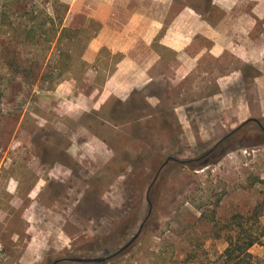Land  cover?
Instances as JSON below:
<instances>
[{"label": "rangeland", "instance_id": "obj_1", "mask_svg": "<svg viewBox=\"0 0 264 264\" xmlns=\"http://www.w3.org/2000/svg\"><path fill=\"white\" fill-rule=\"evenodd\" d=\"M52 1L0 0V50L5 44L20 55L9 58L8 68L0 51V177L46 179L49 207L39 209L32 221L43 222L49 237L56 231L62 236L44 242L46 251L26 264H52L69 256L110 258L61 264H224L227 239L240 234L239 224L264 243V117L249 118L240 134L224 143L236 148L214 162L206 154L235 128L198 136L190 144L183 128L186 109L173 105L191 94L185 83L171 88L167 78L140 80L152 58L144 44L126 51L136 63L131 70L138 88L133 91L124 78L131 64L126 71L118 65L125 51L104 45L99 64L84 66L94 30L102 26L89 16L94 0H80L77 11L72 0H58L69 7L60 15L62 27L70 29L61 42L70 54L65 67L70 72L50 90L59 51L56 44L49 47L45 28L34 27L25 13H54ZM198 4L207 8L203 0ZM119 16L122 29V10ZM24 31L32 38L25 40ZM156 95H162V103ZM62 153L69 156V167L62 165ZM170 156L177 160L158 174ZM206 160L211 163L202 165ZM3 219L0 262L15 264L27 242L12 240ZM250 252L264 259V244Z\"/></svg>", "mask_w": 264, "mask_h": 264}, {"label": "crops", "instance_id": "obj_2", "mask_svg": "<svg viewBox=\"0 0 264 264\" xmlns=\"http://www.w3.org/2000/svg\"><path fill=\"white\" fill-rule=\"evenodd\" d=\"M79 1L72 0L75 11ZM203 1L207 8L199 0H94L89 16L102 26L84 53V59L94 63L104 45L125 51L118 65L126 71L131 64L124 78L133 91L138 88L131 70L136 63L128 52L144 44L152 58L144 70L146 78L140 80L167 78L171 88L185 83L191 94L173 105L186 109L183 128L190 144L198 136L210 138L249 118L264 117V0ZM201 89L210 92L196 95ZM155 97L163 102L162 95ZM47 194L43 177H0V217L12 240L27 242L15 264L28 263L46 251L44 242L62 238L58 231L49 237L43 222L32 221L39 209L49 207Z\"/></svg>", "mask_w": 264, "mask_h": 264}, {"label": "trees", "instance_id": "obj_3", "mask_svg": "<svg viewBox=\"0 0 264 264\" xmlns=\"http://www.w3.org/2000/svg\"><path fill=\"white\" fill-rule=\"evenodd\" d=\"M52 9L54 13H49V12H35V11H29L25 13V17L27 20L32 21L34 24V27L36 28H45L43 30V36L46 38L47 43L49 44V47L51 45L56 44L57 49L59 51L58 57L56 59V62L53 66L52 71V77L49 81V89L53 90L57 85L62 83V74L64 73H69V67L65 69L67 62L69 61L70 57L67 52H65L62 47H61V42H62V33L67 32L68 29L67 27L63 26L62 27V16L60 15V12L64 11L66 13L69 10L68 4L62 3L58 0L52 1ZM5 17H2V21L5 20ZM58 19V20H57ZM99 31V28H96L94 30L93 36L95 37ZM9 32L8 29L4 31L5 34ZM24 39L29 40L31 39V31H24ZM5 44H3L4 47ZM0 50L5 54L4 58L7 60L6 65L8 68H11L12 64L8 61L9 58L13 57H20L19 52L16 50L9 49V48H3ZM101 52V50H100ZM13 53V54H12ZM119 56H122L120 54ZM122 57H120L118 60H120ZM96 63H98L97 59L95 60ZM22 61H17L16 63H19L18 65L21 64ZM82 63L84 66H89V62L82 60ZM99 64V63H98ZM99 66V65H98ZM251 121L246 120L243 122L241 125H239L237 128L232 130L230 133L225 135L219 142H217L214 147L206 154L209 155L211 154L213 157H215L214 162H217L220 160V157H223L225 153L231 149V148H236L237 144L230 145L225 147L224 143L228 141L231 137H236L240 134V131L247 126ZM259 125L260 122L256 121ZM261 126V125H260ZM264 130V128H262ZM211 160L204 161L201 164H210ZM239 232L238 236L232 237L229 236L227 239L228 246L225 249L222 257L225 258L224 264H231V262H235L236 264H264V259H261L260 257L254 255L253 253L250 252V248L254 246L255 244H264L261 241V237L253 236L247 233V231L244 229L243 225L239 224ZM243 233V234H242ZM261 236H264V227L262 229V234Z\"/></svg>", "mask_w": 264, "mask_h": 264}, {"label": "flooded vegetation", "instance_id": "obj_4", "mask_svg": "<svg viewBox=\"0 0 264 264\" xmlns=\"http://www.w3.org/2000/svg\"><path fill=\"white\" fill-rule=\"evenodd\" d=\"M69 159L70 158H69V156L66 153H62V165H64V166L66 165V166L69 167V164L67 163V162L70 161ZM174 160H177V159L175 157H173V156L168 157L167 160L161 165L160 169L158 170V174L164 169V167L168 166L169 163L174 161ZM71 172H74L73 167L71 168ZM158 174H157V176H158ZM142 226L143 225H141V228H142ZM119 252H121V251H119ZM106 257H107V259H106V261H107L110 258V256H106ZM88 258H96V257H88ZM82 259H85V257H80V258L71 257V256H69V257H61V258L55 260L52 264H61L62 262H68V261L73 262V263L74 262H78V263L79 262L80 263H89L90 262V261H86V260H82ZM96 263H101V262H96Z\"/></svg>", "mask_w": 264, "mask_h": 264}, {"label": "water", "instance_id": "obj_5", "mask_svg": "<svg viewBox=\"0 0 264 264\" xmlns=\"http://www.w3.org/2000/svg\"><path fill=\"white\" fill-rule=\"evenodd\" d=\"M140 231H141V228H140V230L138 231V233L137 234H135L133 237H132V239H131V241H129V243H127L124 247H122L119 251H122V250H124L125 248H127L137 237H138V235H139V233H140ZM118 251V252H119ZM106 259H107V257H96V258H85V259H82V260H86V261H90V262H101V263H104L105 261H106Z\"/></svg>", "mask_w": 264, "mask_h": 264}]
</instances>
